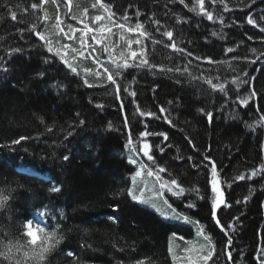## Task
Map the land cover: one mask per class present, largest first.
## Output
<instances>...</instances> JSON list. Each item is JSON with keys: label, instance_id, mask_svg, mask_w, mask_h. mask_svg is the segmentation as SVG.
Instances as JSON below:
<instances>
[{"label": "trees", "instance_id": "16d2710c", "mask_svg": "<svg viewBox=\"0 0 264 264\" xmlns=\"http://www.w3.org/2000/svg\"><path fill=\"white\" fill-rule=\"evenodd\" d=\"M33 3L42 7L33 9ZM102 3L108 11L97 0H72L70 5L68 0H0V189L11 193L0 212V241L22 238L30 211L46 208L52 212L49 230L59 225L64 235L46 264H136L140 260L145 264H187L184 259L173 261L169 247H177L176 256L184 257L187 241L198 246L203 243L196 236L197 225L165 219L133 201L126 191L137 170L128 159L134 155L127 147L129 134L139 151V134L147 131L156 135L142 138L151 146L155 165L142 153L137 160L154 171L156 165L165 168L160 173L163 180L178 181L185 189L182 196L164 190L170 205L191 221H199L215 245V253L198 264H262L264 171L255 176L251 172L264 164V69L253 77L252 67L258 63L264 66V0H205L204 8L213 13V20L191 10L195 0ZM11 12L16 13L15 19ZM108 12L114 13L111 21ZM45 14L48 19H44ZM97 15L105 19L97 22ZM73 16L90 27L111 28L112 34H105L106 44L96 45L89 34L86 43L95 51L86 48L84 56L74 54L71 48L79 49L81 33L77 31L76 39L69 40L56 27L57 17L65 32L70 26L79 27ZM124 16L129 19L125 21ZM249 17L256 23L249 24ZM112 21L126 26L143 24L151 38L123 32L122 49L127 40L138 36L150 64L158 65L119 70L120 75H115L118 94L106 75H95L104 68L115 74L118 71L103 52L109 37L118 38L122 33ZM33 24L36 31L52 40L54 48L67 52L66 58L77 73L71 72L55 52L47 51L44 42L30 31ZM165 31L173 32L172 40L183 51L166 46L172 41L162 34ZM14 48L22 51L9 54ZM229 48L233 51H227ZM121 50H114L113 56H119ZM207 57L221 63L201 64ZM224 62H229L228 66ZM159 65L172 71L161 70ZM229 66L233 76H227ZM85 79L94 86L84 84ZM209 79L225 90L213 89ZM57 84L63 87L57 88ZM253 91L255 96L241 104L240 100ZM131 96L137 103L130 106L126 98ZM98 104L103 107L98 108ZM140 112L155 116H141ZM20 137L27 139L13 143ZM79 150L86 153L85 158L76 155ZM64 156L69 159L64 160ZM18 159L48 170L60 191L52 192L48 184L17 174L12 165ZM213 161L228 205L215 210V217L210 200L214 195L210 183ZM239 175L245 179H235ZM142 179L136 181L138 190L148 182ZM193 187L200 189L204 199L188 191ZM52 199L58 205L50 206ZM189 203H195V208H188ZM216 219L225 228L232 224L234 231L225 233ZM229 237L231 245H227ZM210 250L206 248L200 256H207ZM226 252H231L230 260Z\"/></svg>", "mask_w": 264, "mask_h": 264}, {"label": "snow or ice", "instance_id": "6c2138e0", "mask_svg": "<svg viewBox=\"0 0 264 264\" xmlns=\"http://www.w3.org/2000/svg\"><path fill=\"white\" fill-rule=\"evenodd\" d=\"M44 3H47V0H43ZM72 0H68V4L70 5ZM184 0H181V3H183ZM212 3H216V0H211ZM97 3L100 4V6L104 7L105 11H108V6L104 5L102 3V0H97ZM204 3L205 0H195V5L191 9L193 12H198L199 14H203L206 16L208 20H213L214 16L213 13L210 11H207L204 8ZM33 9L42 7V4H36L33 3L31 5ZM93 8L97 7V4L92 5ZM70 10V9H69ZM84 13H87V9L84 10ZM114 13L108 12V19L111 21ZM11 17L13 19L16 18V13L11 12ZM44 19H48L47 15L45 14ZM72 19H77V17L73 16ZM105 19L104 16L97 15L94 17V20L99 22L103 21ZM123 19L127 21L129 18L127 16H124ZM220 19V22L223 23L222 17H218ZM61 21L59 20V17H57V24L56 27L59 29V32L63 33V35L69 39H76V32L79 31L81 33L79 37V49L78 48H71V45H64L63 48L68 49L71 48V51L79 56H84V49L86 48H91L92 51H95V48L92 44H87L86 43V38L91 34V38L94 41L96 45H105L106 44V33L108 35L112 34V29L108 28L106 25L105 26H100L99 28H94L90 27L88 24L84 22L83 19H80V23L84 25L82 29H76V28H71L70 26V31L65 32L62 27H60ZM113 26L116 28H119L122 30V33L120 35V40L123 41L124 35L123 32L127 33H138L139 36L141 37H147L151 38L150 33L146 32L144 30V25L141 23H136L135 26H126V24H117L115 21H112ZM155 24L159 25V21L156 20L154 21ZM248 23L249 24H255L256 21H254L251 17L248 18ZM37 25L33 24L31 26L30 31L34 32L35 36L39 38L40 41H43L44 44L43 46L47 48L48 52H55V55L60 57L61 61L63 62L64 65L68 67V69L71 70L73 73H77V68L73 66L72 63L69 62V60L66 58L67 57V52L62 51L60 48H54L52 40L46 36L44 33L40 31H36ZM23 31V30H22ZM96 33H99V36L96 35ZM164 36L168 37L170 41H172L170 44L166 45L167 47L172 48L175 51H183V49H180L176 42L172 40L173 37V32L172 31H165L162 33ZM215 35V33H214ZM154 43H160V41H154ZM136 44L139 47V51H133L132 50V45ZM127 45V54H124L122 52L121 56L119 58H116L112 55L114 52V49L104 46L103 47V52L109 53V59L115 65L116 69L118 71L116 72V76L120 75L121 69H127L129 67H148V68H156L158 65L155 64H150L148 58H147V49L146 46L143 45L142 41L140 39L136 40H127L126 41ZM22 50L19 48H14L11 49V54L12 52L19 53ZM227 51L231 52L233 49L229 48ZM188 55H191V53H188ZM75 58V56L73 57ZM93 60L96 58L93 56ZM197 59H200L197 57ZM210 63H219L218 61H212L211 58H207ZM137 60L139 61L137 63ZM131 61V63H130ZM47 62V61H45ZM99 63V61H96ZM161 70H167V71H172V69H165L163 65H159ZM176 71H180V69H175ZM6 71V69H5ZM90 69H85V72H90ZM41 76L43 73L40 74ZM96 76H101V75H106V79L108 82L113 84L115 86V94H118L120 91V85L117 83L116 76L113 75L112 72L109 71L108 68H104L103 73L97 71L95 73ZM238 79V78H237ZM233 83H236V80L234 79L232 81ZM208 84L212 86L213 89H219L220 91H224V86L222 84H213L212 80L209 79L207 81ZM84 84H86L88 87H93L94 85L88 84L87 79L84 80ZM57 88L63 87V85L57 84L55 85ZM131 95H135V93H131ZM253 96H255V92H251L250 95L244 99L240 100L241 104H247L248 100L251 99ZM123 106V102H121V107ZM98 108H102L103 105H97ZM161 112H164L165 109L163 107L160 108ZM203 111V109H201ZM78 115V114H77ZM141 116H155V113L152 112H140ZM209 119H211L212 113H207ZM264 120V117L261 118ZM80 124H83L84 121L81 120L79 122ZM171 123V121H169ZM109 127H112L111 123H109ZM249 127H252V125H249ZM48 131H51V128L48 129ZM155 133H149L147 131L141 132L140 138H141V148L139 151L136 149V145L133 144V141L131 139V135L129 134V139L127 142V147H129V150L134 153V155H130L128 157L129 163L133 165H137V170L132 174L130 177L131 179V186L127 188V194L131 197L133 201H137L139 203H144L147 204L149 203L148 200H146L143 196V189H137V177H140L142 173L147 170V176L149 177H155V181L159 184V191L155 193L157 197H161L163 195V191L167 189L168 191L173 192V195L180 197L183 195L185 192V189L178 183L176 179H170V180H163L161 177L160 173H163L166 171L165 168L160 167L159 165H156L155 171L150 168L148 165L140 162L137 160L136 157H139L141 153L143 156L147 157L148 160L152 161L153 164L155 165V158L150 154L151 151V146L144 142L142 138L147 137L149 135H154ZM159 135H164V134H159ZM27 139L26 137H20L18 140L13 141V143L18 144L20 143L21 140ZM163 151V149H161ZM64 160H68V156L63 157ZM206 160L210 159V157H205ZM195 166V165H194ZM264 171V164L260 166L259 169H253L251 172V175L255 176L259 172ZM235 179L238 180H243L245 179L244 175H239ZM211 192L214 194L210 197L211 200V207H212V216H216V209L220 208L221 205H226L225 199H224V193L220 188V181L218 180V173L217 169L215 167V162H212L211 166ZM230 186V185H229ZM146 187V185H145ZM52 192H58L60 189L58 187H52L51 188ZM137 191H139V195L137 194ZM188 191L195 192L197 195V199H204L203 196L200 195V189L198 187H193L191 189H188ZM11 199V193L10 191L0 189V212L4 211L9 200ZM247 199V197L245 198ZM167 203V201H165ZM152 207H156L155 204L151 205ZM195 203H189L187 205L188 208H195ZM168 207L171 209V205H168ZM159 211V209H157ZM163 215L167 216V213H162ZM37 215L40 216L43 220L47 216L46 211H39L37 212ZM171 218L177 219V220H182L188 223H195L197 225V231H196V236L198 238L203 239V243H200L199 246L197 245L196 242L189 240L187 241V246L183 249L184 253L186 254L184 257H177L174 252L173 248L170 246L169 247V252L173 253L172 254V260L177 261L180 259H184L187 261V264H198V261L200 259L207 260L210 258L214 253H215V245L212 242V238L210 235L206 234L205 228L203 225L200 224L199 221H191L189 217L183 215L182 213H177L175 209H172V216ZM238 219V218H237ZM216 223L220 225L221 229L227 233L228 231H234V227L232 224H229L227 228L224 227L220 223L219 219H216ZM175 233H173V236L175 237ZM180 240H184V237H179ZM64 240V235L63 232L60 230L59 225H55L51 227V230H49L48 226H45L42 224V222L39 221H34V220H27L23 224V232H22V238H16V239H6L5 241H0V264H4V262H7V264H46V261L48 259V256L62 243ZM232 240L229 237L227 239V245H231ZM226 245V247H227ZM206 248H210L211 250L208 252L207 256L201 257L200 253L203 252ZM69 255H72V253H69ZM227 259H231V252H226L225 253ZM136 264H145L143 260L137 261ZM264 264V262H262Z\"/></svg>", "mask_w": 264, "mask_h": 264}, {"label": "rangeland", "instance_id": "374dc122", "mask_svg": "<svg viewBox=\"0 0 264 264\" xmlns=\"http://www.w3.org/2000/svg\"><path fill=\"white\" fill-rule=\"evenodd\" d=\"M76 21V24H80L79 27L81 26H84L83 24L80 23V20L75 19ZM78 26H75L76 29H80ZM74 28V27H73ZM114 38V35L110 36L109 39H112ZM119 38V37H118ZM135 38V39H134ZM133 39L130 38L131 40H136V39H140L142 40V38L136 36L134 37ZM127 45H125V49L127 50L126 48ZM140 46L136 45V44H133L132 45V50L133 49H136V48H139ZM135 51H139L138 49H136ZM124 53H126L124 51ZM109 55V53H108ZM113 55V53H112ZM119 56H117L116 58H119ZM108 59H109V56H108ZM87 145V144H85ZM76 155H79V154H76ZM140 178H143L142 180H147L148 182L143 184L142 186H140V189H143V196L146 200L149 201V203L147 204H144L142 203L143 205L151 208L152 210H154L155 212H157L158 214H160L163 218L165 219H168V220H175L173 218H171L172 216V209H175L171 206V209L168 207V205H170V201L167 199L166 195H165V191H163V195L161 197H157L155 195V193L157 191H159V184L155 181V177H149L147 176V172H143L142 175L140 177H137V180L140 179ZM146 185V187H145ZM137 194L139 195V191H137ZM165 201H167V203H165ZM152 204H155V208L152 207L151 205ZM157 209H159V211H157ZM175 211L178 213V211L175 209ZM162 213H167V216L163 215ZM173 252L175 255H177V247H175V249H173ZM173 254V253H172Z\"/></svg>", "mask_w": 264, "mask_h": 264}, {"label": "bare ground", "instance_id": "6f19581e", "mask_svg": "<svg viewBox=\"0 0 264 264\" xmlns=\"http://www.w3.org/2000/svg\"><path fill=\"white\" fill-rule=\"evenodd\" d=\"M190 8V7H189ZM191 15V14H190ZM108 42H109V45H107L108 47H110V48H112V49H114V50H117V51H120L122 48H123V46H124V42H125V39L123 40V41H121L120 40V37L119 38H112V39H109L108 40ZM124 51L126 52V53H124ZM127 51L128 50H126L125 48L124 49H122L121 50V52H120V56H121V54H122V52L124 53V54H127ZM207 58H209V57H207ZM201 59L200 60V63L201 64H204V65H214V63H210L209 61H208V59ZM211 58V57H210ZM211 60L213 61H215V59H213V58H211ZM110 61V60H109ZM131 62V61H130ZM220 62V61H219ZM111 63V62H110ZM221 63V62H220ZM228 64H229V62H224V65H227L228 66ZM253 67V69H254V71H253V77H257L258 75H259V73H260V71L262 70V69H264V66L261 64V63H258V64H256V65H253L252 66ZM231 68V66H229V69ZM231 70V69H230ZM227 73V76H233V74L235 73V72H233L232 70L231 71H228V72H226ZM113 75L115 76L116 74L115 73H113ZM118 77V76H117ZM127 99V102H128V104L131 106V105H134L135 103H137V98L136 97H127L126 98ZM255 109H256V111H258V105H256L255 106ZM158 130V129H157ZM157 130H156V132H157ZM156 135H154V137H155ZM158 138V137H157ZM159 139V138H158ZM64 148H66V147H63V149ZM261 150H262V155L264 156V138L262 137L261 138ZM76 154H79V155H77V156H80V155H83V157L85 158L86 157V153L85 152H81L80 150H79V152H76ZM123 186H124V184H123ZM49 205L50 206H53V205H58V201L57 200H55V199H52L51 201H49ZM52 212H49V214H51Z\"/></svg>", "mask_w": 264, "mask_h": 264}, {"label": "water", "instance_id": "95a60500", "mask_svg": "<svg viewBox=\"0 0 264 264\" xmlns=\"http://www.w3.org/2000/svg\"><path fill=\"white\" fill-rule=\"evenodd\" d=\"M222 206V205H221Z\"/></svg>", "mask_w": 264, "mask_h": 264}]
</instances>
